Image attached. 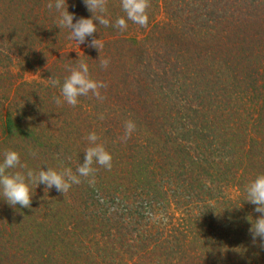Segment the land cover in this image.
Listing matches in <instances>:
<instances>
[{"label":"trees","instance_id":"trees-1","mask_svg":"<svg viewBox=\"0 0 264 264\" xmlns=\"http://www.w3.org/2000/svg\"><path fill=\"white\" fill-rule=\"evenodd\" d=\"M50 2L0 0V162L11 149L34 171L75 172L94 131L113 166L64 195L40 184L31 208L0 194V264H264L245 201L264 174V0H150L147 27L123 32L121 0H107L110 25L83 44ZM66 2L73 23L91 18ZM81 60L104 99L58 106L48 79Z\"/></svg>","mask_w":264,"mask_h":264},{"label":"clouds","instance_id":"clouds-1","mask_svg":"<svg viewBox=\"0 0 264 264\" xmlns=\"http://www.w3.org/2000/svg\"><path fill=\"white\" fill-rule=\"evenodd\" d=\"M88 10L92 13L91 18H79L73 23L75 14L70 13L66 0H55V3H48L49 10L55 9L59 13L57 25L60 29L67 28L70 30L69 40H75L78 44L85 43L87 37L97 32V24L105 27L110 25V20L106 18L107 0H84ZM150 0H121V7L126 16L116 19L114 27L120 31H126L128 28L127 21L138 24L141 27H147L150 8ZM90 47L101 49L103 47L99 39H93ZM101 67L107 69L110 64L109 59H102ZM70 74L65 77L63 84L59 78H49L53 87H60V95L54 97L55 103L62 106L64 103L75 107L79 103V97L88 96L90 93L98 100H103L101 89L107 87L104 81H99L90 75L89 66L85 61H79L74 67L69 69ZM100 119H104L101 115ZM124 135L120 138L127 141L131 138L136 130V124L132 120L125 122ZM89 147L86 148L85 159L83 164H79L73 172L70 167L55 169L48 167L45 171L42 168L39 171L29 169L26 164L21 162L20 153L16 150L7 149L4 152V159L0 162V194L3 199L15 207L20 205L23 208H31L32 199L35 190L40 184H44L45 190L53 187L63 195L66 194L73 185H79L82 179H86L90 185L95 184V173L97 167H103L111 170L113 157L107 150L104 143L99 142L100 137L96 132H91L86 137ZM33 157L35 151H31ZM23 169L25 171H10L13 169ZM247 202L255 205V212L260 213L259 218L249 219L252 227L249 229L253 240L260 237L264 241V174H259L254 180L245 186Z\"/></svg>","mask_w":264,"mask_h":264},{"label":"rangeland","instance_id":"rangeland-1","mask_svg":"<svg viewBox=\"0 0 264 264\" xmlns=\"http://www.w3.org/2000/svg\"><path fill=\"white\" fill-rule=\"evenodd\" d=\"M157 19L159 20V19H163V17L160 15V16H157Z\"/></svg>","mask_w":264,"mask_h":264}]
</instances>
